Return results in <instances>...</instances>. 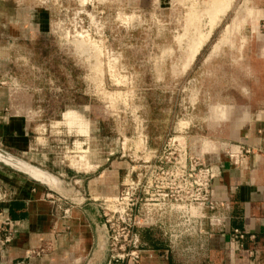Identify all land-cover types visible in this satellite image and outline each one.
Instances as JSON below:
<instances>
[{
    "label": "rangeland",
    "instance_id": "1",
    "mask_svg": "<svg viewBox=\"0 0 264 264\" xmlns=\"http://www.w3.org/2000/svg\"><path fill=\"white\" fill-rule=\"evenodd\" d=\"M226 2L228 10L214 18L212 7ZM0 6L30 8L46 23L11 51L0 87L11 97L5 114L31 113L41 132L54 131L52 150L65 167L89 171L113 154L128 164L123 183L134 168L132 178L145 185V161H189L194 144L227 143L231 131L264 109V0ZM65 111H79L90 126L66 119ZM172 181L160 184L170 191ZM181 190L188 191L184 182Z\"/></svg>",
    "mask_w": 264,
    "mask_h": 264
},
{
    "label": "crops",
    "instance_id": "2",
    "mask_svg": "<svg viewBox=\"0 0 264 264\" xmlns=\"http://www.w3.org/2000/svg\"><path fill=\"white\" fill-rule=\"evenodd\" d=\"M39 20L30 8L0 6V74L11 70L13 49L33 40L39 27L47 29ZM9 102L0 87V149L52 179L0 162V264H132L111 261L99 205L120 192L127 162L111 154L89 171L65 167L52 150L54 131L41 132L29 120L31 113L5 114ZM63 115L90 126L79 111ZM227 141L190 149L217 173L216 209L208 213L205 233L171 249L159 229L142 230L141 258L134 264H264V109L231 131ZM230 150L238 153L236 162ZM235 230L245 234L241 251L231 244Z\"/></svg>",
    "mask_w": 264,
    "mask_h": 264
},
{
    "label": "built area",
    "instance_id": "3",
    "mask_svg": "<svg viewBox=\"0 0 264 264\" xmlns=\"http://www.w3.org/2000/svg\"><path fill=\"white\" fill-rule=\"evenodd\" d=\"M148 150L151 152L145 142ZM230 155L236 162L238 153L230 150ZM133 172L134 168L118 195L99 202L111 261L138 263L142 230L159 229L171 249L205 233L208 213L216 209L213 185L217 173L202 157L191 156L189 161H175L168 166L163 161H145V185L132 178ZM166 177L173 179V190L167 191L170 188L160 184ZM183 182L188 189L185 194H181ZM244 239L243 232L233 231V249L241 251Z\"/></svg>",
    "mask_w": 264,
    "mask_h": 264
},
{
    "label": "bare ground",
    "instance_id": "4",
    "mask_svg": "<svg viewBox=\"0 0 264 264\" xmlns=\"http://www.w3.org/2000/svg\"><path fill=\"white\" fill-rule=\"evenodd\" d=\"M223 2V1H222ZM221 2V4H222ZM220 3V2H219ZM229 3L226 2V4H223L225 5L224 9H223V6L220 5V4H216L214 6V8L212 7V12H211V15L214 17V18H219V16L223 15L226 11V7L229 6L228 5ZM227 10H228V7H227ZM214 20V19H213ZM216 20V19H215ZM214 20V21H215ZM217 21V20H216ZM207 37V36H206ZM207 39V38H206ZM203 42V41H202ZM197 47V46H196ZM198 47H199V44H198ZM197 49V48H195ZM195 51V50H194ZM197 52V50H196ZM195 52V53H196ZM0 161H3L5 162L6 164L8 165H12L13 167L15 168H18V169H22L24 171H28L29 173H31L34 177H36L37 179H41V180H50L52 179L50 176H48L47 173H44L42 172L41 170L39 169H36V168H32L28 165H26L23 161H21L20 159H17L15 157H13L12 155H9L8 153L7 154H4V153H1L0 152Z\"/></svg>",
    "mask_w": 264,
    "mask_h": 264
},
{
    "label": "water",
    "instance_id": "5",
    "mask_svg": "<svg viewBox=\"0 0 264 264\" xmlns=\"http://www.w3.org/2000/svg\"><path fill=\"white\" fill-rule=\"evenodd\" d=\"M0 152L1 153H4V154H7V152H5V151H3V150H1L0 149ZM9 154V153H8ZM9 155H11V154H9ZM13 156V155H12ZM14 157V156H13ZM16 158V157H15ZM18 159V158H17ZM0 162H2V163H4V164H6L5 162H3V161H0ZM8 165V164H7ZM9 166H11V167H13L12 165H9ZM13 168H15V167H13ZM15 169H18V168H15ZM20 170H22V169H20ZM24 171V170H23Z\"/></svg>",
    "mask_w": 264,
    "mask_h": 264
}]
</instances>
